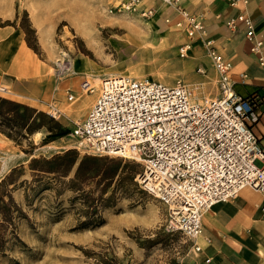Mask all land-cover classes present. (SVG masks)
<instances>
[{"label":"rangeland","instance_id":"1","mask_svg":"<svg viewBox=\"0 0 264 264\" xmlns=\"http://www.w3.org/2000/svg\"><path fill=\"white\" fill-rule=\"evenodd\" d=\"M118 4L119 0H0V28L9 24L7 27L16 31L27 46L28 36L34 38L38 51L28 47L36 64L59 80L75 77L74 64L83 60L91 68L87 77H149L168 85L180 80L201 83L198 98L218 95L215 70L199 73L200 66L195 65L197 60L192 59L190 50L186 57H181L179 50L157 42L154 17L143 18L118 10L111 13L110 9ZM0 39L3 42L2 35ZM64 67L70 70L58 78L57 72ZM6 79L10 78L3 77L1 98L47 115L49 105L53 104L62 111L70 109L71 118L81 122L91 106L85 97L69 107L62 96L61 104L35 103L43 111L32 105L33 95L25 88L23 92L6 88ZM55 120L71 132L73 121L64 115ZM1 134L0 183L14 169L23 167L25 171L16 178L15 185L7 187L22 213L13 216L0 264H102L110 258L123 264H181L191 251L183 234L166 231L165 209L159 200L137 183L121 182L128 172H141L140 163L102 157L123 161L116 180L102 199L104 185L96 184L97 180L82 187L81 192H74L63 183H69L75 170L62 180L51 176V180L47 177L33 182L29 169L33 159H49L69 150L78 152L79 158L89 156L75 148L76 142L69 135L46 144L48 133L42 130L18 145ZM30 184L33 190L28 191ZM45 185L49 189H44ZM95 209L97 217L92 218ZM95 221L102 224L79 228L84 222ZM13 231L17 241L12 238Z\"/></svg>","mask_w":264,"mask_h":264},{"label":"built area","instance_id":"2","mask_svg":"<svg viewBox=\"0 0 264 264\" xmlns=\"http://www.w3.org/2000/svg\"><path fill=\"white\" fill-rule=\"evenodd\" d=\"M160 1L187 21L190 37L204 40L217 74L218 95L198 98L201 83L180 80L168 85L149 77H86L80 93L96 95V99L86 117L74 123L69 136L84 154L140 163L142 171L135 182L163 205L166 231L183 234L191 251L199 254L203 251L199 243L204 237L203 216L215 204L236 199L246 188L260 192L264 202V149L248 124L254 104L234 89L233 62L217 51L214 40L206 39L202 22L181 8V0ZM113 10L143 18L156 14L143 0H119ZM227 26L233 31L243 26L252 52L260 54L264 67V38H257L251 18L241 13L230 17ZM190 49V44L182 46L181 57ZM69 70L59 69L58 78ZM67 99L73 103L76 96L68 90ZM49 108L55 119L64 115L53 104ZM210 262V258L205 260Z\"/></svg>","mask_w":264,"mask_h":264},{"label":"crops","instance_id":"3","mask_svg":"<svg viewBox=\"0 0 264 264\" xmlns=\"http://www.w3.org/2000/svg\"><path fill=\"white\" fill-rule=\"evenodd\" d=\"M236 1L233 5L228 0H181V8L198 17L205 27L206 39L214 40L217 51L233 62L234 89L254 104V115L248 124L264 149V67L260 64L261 56L252 52V43L243 26L235 31L227 26L230 17L246 14L253 21L257 38L263 39L264 0H247V4ZM143 3L147 8H155L152 23L159 36L156 39L158 43L177 50L190 44L191 57L197 60L195 65L200 66L197 71L207 73L214 70L204 40L187 34L188 23L180 14L166 8L160 0H143ZM167 19L172 22L167 23ZM179 21L183 22L181 27L176 26ZM0 31L3 36L0 43V86L3 77L10 78L6 79L5 87H12L16 92H23L25 88L33 95L32 105L40 110L43 108L39 105L59 102L62 96L69 107L85 97L88 98L86 102L93 105L96 95L82 96L80 93L88 68L91 70L87 62L77 61L74 64L75 77L59 80L42 65L36 64L32 50L16 31L7 26ZM262 51L264 54V46ZM215 78L217 82L216 73ZM68 90L76 96L73 103L68 102ZM62 112L74 123L78 121L71 118L70 109ZM263 204L262 194L250 188L242 190L234 200L215 204L203 216L204 237L199 242L203 251L199 254L190 251L181 264H264ZM207 258L211 259L210 263H205Z\"/></svg>","mask_w":264,"mask_h":264},{"label":"trees","instance_id":"4","mask_svg":"<svg viewBox=\"0 0 264 264\" xmlns=\"http://www.w3.org/2000/svg\"><path fill=\"white\" fill-rule=\"evenodd\" d=\"M6 24L5 26H8ZM29 35V33H28ZM28 46L38 51L36 45V40L34 38L26 39ZM42 130L47 131L48 135L46 136L44 142L50 143L57 139H61L70 134V130L64 128L62 124L55 120L51 115H47L43 112H39L34 108L18 104L16 102L7 100L0 97V133L4 134L10 140H13L18 145H21L23 140H27L35 133H38ZM122 160L109 161L102 157L98 156H85L79 158L78 152L75 150H69L63 154L55 155L52 158H42V159H33L29 165L30 171L33 173L34 181L39 182V179L49 178L51 176L56 179L62 180L70 176V174L75 170L73 178L69 183L63 182L66 186L71 188L74 192H81L82 187L88 183L104 185L101 190V198L106 194L107 190L112 186L113 182L118 176L119 168L122 164ZM110 163H112L111 166ZM25 171V169L19 168L14 169L1 183H0V255L3 254L4 249L6 248L7 241L6 233L11 227V222L13 221V216L17 213L21 216V209L17 206L9 190L8 186L15 185L17 183L16 178ZM140 172L130 171L124 177H122L121 182L128 183L130 185H135V178ZM27 184V181L24 184ZM43 183V182H42ZM33 184V183H31ZM29 185L28 191L33 190L32 185ZM44 189H49L45 185ZM35 190V189H34ZM111 199H114V194ZM103 200L104 202L109 201ZM93 207V206H91ZM91 217H95L97 214V209L91 213ZM97 217V216H96ZM91 218V219H92ZM94 221V220H91ZM102 222H84L79 228L87 229L94 228L101 225ZM12 238L16 241L18 240L14 231L11 233ZM102 264H123L116 258H110Z\"/></svg>","mask_w":264,"mask_h":264},{"label":"bare ground","instance_id":"5","mask_svg":"<svg viewBox=\"0 0 264 264\" xmlns=\"http://www.w3.org/2000/svg\"><path fill=\"white\" fill-rule=\"evenodd\" d=\"M38 134V133H37ZM1 135H3V134H1ZM56 147V146H55Z\"/></svg>","mask_w":264,"mask_h":264}]
</instances>
